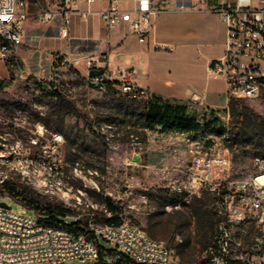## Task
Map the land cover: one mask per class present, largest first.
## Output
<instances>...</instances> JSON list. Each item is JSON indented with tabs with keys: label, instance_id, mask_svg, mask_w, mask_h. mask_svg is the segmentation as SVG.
<instances>
[{
	"label": "rangeland",
	"instance_id": "rangeland-1",
	"mask_svg": "<svg viewBox=\"0 0 264 264\" xmlns=\"http://www.w3.org/2000/svg\"><path fill=\"white\" fill-rule=\"evenodd\" d=\"M59 2L29 0V18H37L42 8L56 9ZM11 76L0 78V149L3 143L20 140L28 154L38 157L55 136H61L62 141L57 155L49 158L56 169L28 176L13 173L7 181L10 185L28 199L67 208L65 220L69 223L73 222L69 216H80L83 224L88 213L96 218L110 217L106 204L110 199L118 207L120 221L137 224L151 237L175 248L184 264L208 258L218 235L215 194L204 190L186 200L172 190L171 180L180 178L177 170L186 162L188 133L167 135L147 130L142 112L151 98H134L128 87L116 80L105 90L89 87L86 61L74 58L57 64L52 61L41 73ZM236 103L241 115L228 107L218 122L195 137L209 150L228 149L233 180L248 176L254 158L264 155V93ZM231 131L239 133V141L229 148L225 141ZM56 178L61 181L60 188L53 185ZM2 190L0 186V203L27 211ZM179 203L181 206L175 207ZM246 228L243 246L249 250L261 232L254 221ZM99 242L112 246L103 238Z\"/></svg>",
	"mask_w": 264,
	"mask_h": 264
},
{
	"label": "built area",
	"instance_id": "built-area-1",
	"mask_svg": "<svg viewBox=\"0 0 264 264\" xmlns=\"http://www.w3.org/2000/svg\"><path fill=\"white\" fill-rule=\"evenodd\" d=\"M97 0H60L56 9H40L38 20L49 22L61 17L60 34L69 37L71 16H86L93 13ZM108 8L101 17L109 29L126 23L130 34L141 42L153 32L157 16L169 9L175 0H133L131 9L120 7V0H109ZM206 2L208 0H199ZM85 4V8H83ZM226 26V48L216 71L224 76L229 98L253 99L264 93V0L258 8L242 9L239 6L222 4L216 10ZM29 0H0V60L9 61L24 38L25 23L29 17ZM67 59L56 52L54 63ZM86 58V84L105 90L113 81L111 74ZM101 69L99 75H90V70ZM135 70L123 71L118 80L127 86L134 98H148L147 91L136 85ZM187 158L178 176L171 181L173 191L188 200L204 190L215 194L214 209L218 217V235L209 247L207 264H230L241 260L249 264H264V155L254 158L253 170L236 180L231 178L232 161L228 149H207L196 139L194 132H187ZM61 136H55L52 144L41 150L40 155L28 154L20 140L3 143L0 149V186L4 187L13 173L28 176L46 169H56L49 158L59 151ZM34 143H37L34 140ZM54 165V166H52ZM48 178V177H46ZM60 188L61 181L53 183ZM181 203L175 207H180ZM15 211L0 203V264H69L75 260L82 264H184L175 248L166 242L151 237L141 226L127 220L110 224L96 220L88 213L83 228L103 238L116 250L115 255H101L98 245L85 233H74L63 227H52L44 218L27 208ZM73 222L80 216H69ZM254 221L260 236L245 250L243 236L246 225ZM67 222V221H66ZM259 254H262L258 257Z\"/></svg>",
	"mask_w": 264,
	"mask_h": 264
},
{
	"label": "crops",
	"instance_id": "crops-1",
	"mask_svg": "<svg viewBox=\"0 0 264 264\" xmlns=\"http://www.w3.org/2000/svg\"><path fill=\"white\" fill-rule=\"evenodd\" d=\"M128 2L131 5L124 8ZM222 4L254 9L261 6V0H175L157 16L144 42L130 34L126 23L114 29L106 26L101 11L109 7V0H97L94 12L85 17L73 14L67 38L60 34L61 17L45 23L28 17L22 44L9 61L0 60V78L41 73L52 65L56 52L69 60L93 58L116 81L123 71L135 70L134 82L147 91L149 99L161 97L198 120L206 115L208 120L219 121L230 101L226 80L216 71L227 37L216 12ZM133 6V0H120L123 9ZM173 133L185 134H162Z\"/></svg>",
	"mask_w": 264,
	"mask_h": 264
},
{
	"label": "trees",
	"instance_id": "trees-1",
	"mask_svg": "<svg viewBox=\"0 0 264 264\" xmlns=\"http://www.w3.org/2000/svg\"><path fill=\"white\" fill-rule=\"evenodd\" d=\"M109 84V82H108ZM239 101L237 98H232L229 101V107L234 114L238 112L237 103ZM143 120L144 127L149 131H158L160 133H168L171 131H182V132H194L199 133L206 128L211 127L214 123L218 121L217 118L213 120H208L206 115L203 116L202 120H198L187 114L185 108H181L171 104L170 102L164 100L161 97H153L147 101V105L143 107ZM239 141V133L231 131L230 136L226 139L225 143L227 147L232 148ZM3 192L13 197L16 201L20 202L23 206L29 208L30 210L36 212L42 216L49 226L52 227H63L74 233H85L90 239H92L99 247L101 255H115L117 252L114 248H108L99 242L98 237L94 233L87 232L81 221L76 222H66L65 218L68 216L67 208L60 206H50L47 204H42L37 200L28 199L24 194L18 191L14 186L6 182L3 187ZM108 211L111 213L110 217L105 219L96 218L98 221H105L110 224L120 223L119 210L112 201L109 199L106 201ZM209 258L203 260L197 264H207ZM230 264H249L248 262L241 260H232Z\"/></svg>",
	"mask_w": 264,
	"mask_h": 264
},
{
	"label": "water",
	"instance_id": "water-1",
	"mask_svg": "<svg viewBox=\"0 0 264 264\" xmlns=\"http://www.w3.org/2000/svg\"><path fill=\"white\" fill-rule=\"evenodd\" d=\"M102 72H103V70H101V69H92V70H90V75H99ZM134 160L135 161H138L139 160V157L138 156H135L134 157ZM1 204L4 205V206H7V204L5 202H1Z\"/></svg>",
	"mask_w": 264,
	"mask_h": 264
}]
</instances>
